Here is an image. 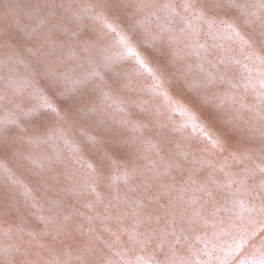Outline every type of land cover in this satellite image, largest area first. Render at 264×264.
<instances>
[{"label":"rangeland","instance_id":"1","mask_svg":"<svg viewBox=\"0 0 264 264\" xmlns=\"http://www.w3.org/2000/svg\"><path fill=\"white\" fill-rule=\"evenodd\" d=\"M111 251L264 264V0H0V264Z\"/></svg>","mask_w":264,"mask_h":264},{"label":"bare ground","instance_id":"2","mask_svg":"<svg viewBox=\"0 0 264 264\" xmlns=\"http://www.w3.org/2000/svg\"><path fill=\"white\" fill-rule=\"evenodd\" d=\"M160 55H164L161 51H160ZM163 60V59H162ZM184 91V90H183ZM217 127V126H216ZM223 125H222V127H220V123H219V126L217 127V131H218V133H220V134H223V135H225L224 137L229 141V140H231L232 139V137H237L238 136V138L239 137H241L240 136V134L239 133H237V131L236 130H238V128L240 129L241 128V130H243V126H241V127H236V128H229L228 127V129H223ZM223 131V132H222ZM226 132V133H225ZM240 140V139H239ZM231 141H233V142H235L234 144H236L237 142H239V141H235V140H231ZM141 205H144V204H140V205H138V208H140V206ZM80 226V225H79ZM77 227H78V225H75L74 226V228L75 229H77ZM76 236H77V241H79L80 240V238H79V236L76 234ZM113 255V251H111V252H107V255L106 256H112ZM109 260H110V262L111 263H114V261H112V259H110V257H109ZM104 261V260H103ZM102 261V262H103ZM105 262V261H104ZM110 262H108L109 264H110ZM115 264V263H114Z\"/></svg>","mask_w":264,"mask_h":264}]
</instances>
